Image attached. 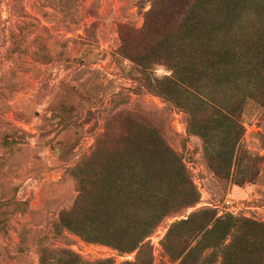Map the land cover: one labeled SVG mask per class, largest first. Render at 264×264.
Instances as JSON below:
<instances>
[{
    "label": "trees",
    "instance_id": "trees-1",
    "mask_svg": "<svg viewBox=\"0 0 264 264\" xmlns=\"http://www.w3.org/2000/svg\"><path fill=\"white\" fill-rule=\"evenodd\" d=\"M146 2L142 26L121 28L116 54L141 72L146 92L183 113L215 178L253 184L262 160L241 145V117L248 102L264 106V0ZM40 49L48 61L46 46ZM155 66L169 75L153 77ZM164 122L156 114L107 120L89 153L69 169L77 195L59 212L55 235L135 253L121 264H153L148 238L200 199L182 156L167 143ZM10 205L0 209L1 231ZM161 247L172 264H264V223L201 209L173 221ZM38 264L114 263L40 245Z\"/></svg>",
    "mask_w": 264,
    "mask_h": 264
},
{
    "label": "rangeland",
    "instance_id": "rangeland-1",
    "mask_svg": "<svg viewBox=\"0 0 264 264\" xmlns=\"http://www.w3.org/2000/svg\"><path fill=\"white\" fill-rule=\"evenodd\" d=\"M146 0H0V264H38V247L66 249L83 261L132 262L83 242L53 225L77 195L69 169L87 155L110 117L165 119L166 140L180 154L199 195L182 216L165 220L148 238L153 264H172L161 242L175 220L214 209L264 223V106L248 102L241 142L261 158L253 184L235 186L215 178L201 142L186 132L184 115L142 87V74L116 54L120 30H137ZM46 46L43 61L40 45ZM155 66L153 77L168 76Z\"/></svg>",
    "mask_w": 264,
    "mask_h": 264
}]
</instances>
